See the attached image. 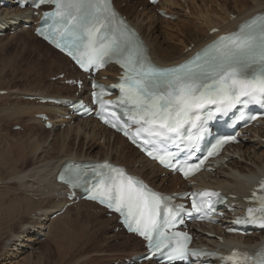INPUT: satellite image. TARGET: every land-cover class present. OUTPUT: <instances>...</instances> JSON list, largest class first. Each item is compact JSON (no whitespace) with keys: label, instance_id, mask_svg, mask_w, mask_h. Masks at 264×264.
<instances>
[{"label":"snow or ice","instance_id":"6c2138e0","mask_svg":"<svg viewBox=\"0 0 264 264\" xmlns=\"http://www.w3.org/2000/svg\"><path fill=\"white\" fill-rule=\"evenodd\" d=\"M39 4H53L55 8L43 14V26L37 29L38 33L65 51L80 68L88 71L110 61L121 66V82L113 86L120 89L118 100H101L103 91L93 95L102 111L111 104L123 109L128 120L137 126L131 137L133 143L145 135L144 144L157 149L158 145L178 138L185 125L200 131V112L208 105L215 106L218 113H226L237 105L264 104V14L245 21L238 31L218 37L184 63L159 67L151 62L142 42L119 17L111 0H39ZM94 87L103 89L101 85ZM112 115L120 119L116 113ZM121 130L129 135L126 127ZM200 139V135L189 137L193 155ZM229 140L235 137L218 140L208 155L216 154ZM148 155L153 156V151H148ZM153 158L168 167L177 166L172 163L171 153ZM203 162L189 165L185 161L179 170L188 176L198 171ZM59 179L70 188L88 187L90 199L114 209L129 231L145 237L153 253L163 254L169 262L215 255L189 248L191 237L187 233L168 232L167 228L174 227L185 211L183 206L178 205L175 210L168 207L166 197L127 175L122 168L107 162L94 166L71 164ZM260 189L264 190V183ZM192 195V209L201 213V218L215 211L210 202L206 213L202 212L203 203L198 205L197 194ZM199 195L220 196L216 192ZM253 197L257 198L256 193ZM258 200L259 208H249L247 217L237 223L264 228V195ZM221 259L230 264H264V248L255 255L234 251Z\"/></svg>","mask_w":264,"mask_h":264},{"label":"bare ground","instance_id":"6f19581e","mask_svg":"<svg viewBox=\"0 0 264 264\" xmlns=\"http://www.w3.org/2000/svg\"><path fill=\"white\" fill-rule=\"evenodd\" d=\"M125 1L126 0H117L116 1L117 6L120 7L122 12L127 15L130 21L135 25V27L142 34L144 40L146 41L149 47L150 53L152 54L153 60L160 64H165V65L178 62V60L183 59L192 50L196 49L202 43L206 42V40L211 38V36L206 37L207 27L216 26V25L221 24L226 18H229L228 14H236L235 19L233 18V20L227 22V25L231 26V25H234L236 22H239L240 19L248 16L251 12L264 8V0H252L253 1L252 4L251 2L249 3L250 0H182V1L181 0H162L160 2L161 8H167L168 12H171L176 15L174 20L164 19L167 24L168 23L172 24L171 25L172 28L168 25V31H170V28H171V32L166 36L167 38L166 39L165 37L163 38L161 34H158V33L156 34L157 28H156L155 23L157 22L158 19H161V17L156 14L155 6L148 4L143 0L142 10L138 11L137 7L139 5H136L132 2L126 3L125 7L122 8L121 5ZM175 8H178L181 11L182 10L185 11L187 8H189L191 14L189 16H185V19L184 18L181 19L179 16L180 12H178L179 10L178 9H177L178 11L174 10ZM23 18H29V13L27 12V10H18L15 7H7V8L0 7V30L3 29L5 31H10V30L17 28L18 26H21V22L23 21L22 20ZM192 18L195 22H197L198 26H202L204 28L203 29L204 35L203 36L201 35L202 36L201 38H199L200 36H198L196 32H193V29L195 31H199L198 27L193 28V29H191L192 27H190V25H192L190 23V19ZM28 31H29L28 28L21 27L19 31L13 32V35L19 34V33H27ZM178 32L182 33V35L184 36L188 34L191 37L189 38L188 43L184 45V47L189 45L190 43L191 44L195 43V45L191 48L190 51H187L185 53L181 51L176 52L175 47L170 46L169 43H168L169 45L167 44L168 40H171V38L177 37ZM10 36H7V35L2 36L0 37V40L4 37L9 38ZM35 38L38 41V43L44 47V50L47 51L51 55V58L49 59H50V63L52 64L51 67H54V68L53 70H50L49 76H56L60 73H64L66 77L68 78V77H72L74 74L77 73V71L73 67L70 66L69 60L65 56H63L61 53L52 49L50 46L45 44L43 41H41L37 37ZM11 61H14V58ZM39 62H40V59H38L33 66H35ZM109 73H110V70H107L106 74L109 75ZM55 83L59 85L58 84L59 81L53 82V84ZM57 87L59 88V86ZM61 88L63 90H68V91L71 90L70 87L65 86V85H62ZM12 92L13 93L15 92V94H17L16 91H11L10 93ZM48 92L47 93H37L34 91V92L22 93V95L24 96H28V95L60 96V95L66 94V93H62L59 91L53 94L51 93L49 94ZM69 96H73V94H69ZM9 108H10V111L8 110L6 111V113L2 111L4 114L1 112L2 114H0V120L3 121V119H6V120H12V121H20V122L22 121L23 124L28 126L27 134L30 137L27 138V141L24 140L26 142L25 144L24 143L23 144L29 149V151L26 150L25 154H21L22 159H20V157L18 156L20 153L17 155V158H19L21 162L24 160V164L27 161H31L32 165L29 169H24L25 168L24 166H23L24 168H21V169L15 168V170L13 171V174L12 173H11L12 175L9 174L10 177L7 178L5 182L6 184L7 183L16 184V188H14L12 191L9 189L11 193H14L13 198L12 196L8 198L9 204H4L5 200L4 202H1L2 197L0 198L1 199L0 206L2 205L6 206L4 208L6 211L1 212L0 217H2L4 214H9L10 222L12 221L14 222V219L15 220L21 219L27 214H30V213L32 214L30 215V218L27 216L29 218V221L27 222L19 220L20 229H19V232H17V234H14L13 232L10 233L9 231L11 238L6 240L5 242V246H6L5 254H3L2 257H0V264H15L14 262L16 261L11 262V260H8V259L13 258L14 256L17 255V253H20L24 249H28L29 251L31 249L32 251L33 245L36 243V239H35L36 234L39 232L44 233L47 237L49 235L51 236V238L53 237V240L55 239V241L58 244V248L60 247L65 248L66 245H70V247H72V245L75 246L76 244L74 243H76L77 240L76 242L74 240V243L71 242L72 244H70L68 239H66L69 242L67 244V241L64 240V238L61 235L62 233L61 228L64 229L63 226L64 227H67V226L61 223V226L63 225L61 227L60 223H58L61 221L62 218L65 219L64 215H66L73 208L75 210H77L78 208L79 210L80 207H83L85 205L87 211L85 209L84 210L86 212H89L94 219H97L99 216L103 215L100 213L99 210L96 209L97 207L93 203L81 201L77 203L75 206L67 207V209L62 214H59L53 219H51L50 217L51 214L59 210L61 206L66 202V200L61 196L60 189L62 186L56 183L55 181L56 171L58 170L60 164L62 163L64 159L70 158V159L76 160V159L92 158L95 160H101L104 158L110 159L112 157V154H114L115 158L113 160L111 158L112 161L127 165L128 167H130L132 172L144 176L148 181H150L156 187H160L161 182L163 181L162 179L159 178V174L162 171L158 169V167L153 162L144 159L138 153V151L132 148L130 145L129 147L131 148L132 153L129 152L130 155L125 157V155H123L124 153L123 146L120 145V144L122 145L126 144L124 142V139L120 137L119 135H113L110 131L106 130L101 125L95 123L94 121L90 119L83 120V119L76 118L73 121V123L69 124L68 126H65L64 128H62V130H59L57 134L56 133L57 131L55 128V125H58L57 116H56L57 111L53 107H50L47 104H38L35 101H29V102L26 101V104L23 106L19 107L16 105H12ZM39 112H46L50 116L51 121L54 123V126L48 130H45L42 127L43 123L39 119L34 118L33 116L35 113H39ZM27 116H30V117H27ZM64 121L67 122V120H64ZM14 124H17V122L13 123V125ZM37 128L41 129V132L46 131L49 135L46 138H43V137L41 138L40 135L35 134L36 130H38ZM258 132L264 135V129L260 128L258 129ZM50 135L52 139L50 140V143H49L48 138ZM81 136L82 137L84 136V138L86 139L85 145L81 146L80 148L78 147L74 148L75 145H73V143L71 142V139L74 137L75 140L76 139L80 140ZM112 136H114L113 138L114 142H117V144L120 143L119 145L121 147L114 145L110 149L111 150L110 153L107 151L108 153L105 152L106 154L105 153L102 154L98 152L99 149L96 151V147H97V145L95 144L96 140L103 138L102 142H106L108 145H110ZM116 137L119 138L120 142H118ZM46 144L50 146L48 147ZM261 144L262 143L258 141V139L255 136H252V135L247 136L246 142L243 145L239 146V151L242 153L241 157L242 158L244 157V160L249 161L250 164H257V165L263 166L264 165V150L260 149ZM22 151L23 150H21V152ZM27 151H28V154H26ZM3 163L4 162H2V164ZM16 164L17 163L14 162L12 165V163L9 162V165H8L6 164V161H5L6 166L2 165L4 166L3 171L7 172V170H10V171L13 170V166ZM7 166H9L8 167L9 169L7 168ZM235 167H237L240 171H243V172L253 171L252 167L246 165V163L236 164ZM170 178L171 179L168 180L169 187H173L176 184L181 183V181L176 176H172ZM0 182H3V179H1V177H0ZM5 193L7 194L8 192H5ZM33 197H37L38 201L36 200L34 201ZM82 213H83V210H82ZM98 222L100 224H103L106 222L107 227H109L114 222V220L113 218H110V217H107V218L104 217L102 219L98 218ZM67 223L69 226L70 224L68 221ZM2 224L3 222H0V226ZM8 225L4 227H0V229L3 230L5 227H8ZM54 228H56L55 232L52 231L54 230ZM109 228L111 229L112 226H110ZM65 230L66 232H69L67 231L69 230L68 228H65ZM64 231H63V234H64ZM108 231L106 234L107 239L114 238L116 235L118 237V234H113L111 231L110 232ZM121 235H123L124 238H126V241H124L125 245L128 247L129 246L132 247V248L130 247L131 249L127 251L129 256L141 251V249L139 248L141 244L139 239L136 240L134 239L135 237H133L132 235H128L125 233H122ZM67 237H68V234H67ZM258 237L259 235L253 234V235L243 237L239 241L251 243ZM56 238L60 240L58 239L56 240ZM75 238H71V240ZM211 241H213V239H211ZM127 243L129 245H127ZM64 248L61 251L59 250L62 255H64V251L67 250L66 248H65L66 250H64ZM28 256H29V253H28ZM30 257H29V260L27 259L28 261H30ZM20 259L19 261H22V263L21 262L19 263L23 264V261L25 262V260H22V259L20 260ZM141 264H152V263L144 262Z\"/></svg>","mask_w":264,"mask_h":264},{"label":"rangeland","instance_id":"374dc122","mask_svg":"<svg viewBox=\"0 0 264 264\" xmlns=\"http://www.w3.org/2000/svg\"><path fill=\"white\" fill-rule=\"evenodd\" d=\"M142 2H143V0H136L134 2V4L142 5ZM189 4H190V2H189ZM231 4H233V3H231ZM124 7H122V8H124ZM137 9H138V7H137ZM177 9L178 8H175L174 10H177ZM141 10H142V7L138 11H141ZM178 12H180V15H179V16H181L180 18L183 19L184 14L182 13V11L179 10ZM193 22H195L193 20V18L190 19V23L192 24V25H190V27H192L191 29L198 27L199 31H195L193 29V32H196L198 34V36H200L199 38H201L204 35L203 34L204 31L201 28L202 26H198L197 22H195V23H193ZM155 25L157 28L156 34L157 33L161 34L163 38L164 37L166 38V36L171 32V28H172L171 23L167 24L165 21H162V23L157 21L155 23ZM168 25L171 27L170 31H168ZM7 36H10V35H7ZM206 37H208V36H206ZM189 38H191V37L188 34H186L184 36V35H182V33L178 32L176 38H171V40H168L169 42L167 40L166 41H167V44L169 43L170 46L176 48V52H180V51L182 52L181 48H183V46L186 45V43H188ZM177 47L180 50H178ZM183 53H185V52H183ZM13 58H14V61H11V60H13ZM49 58H51V55L47 51L44 50V47L42 45H40L38 43L35 36L32 35L30 29L27 33H19V34L11 35L9 38L4 37L0 40V90L5 89L8 92V94L7 93L6 94H0V107L1 108H3L4 106H7V108H9L12 105H16L19 107L25 105L26 102L22 103L23 99H21L19 97H17L15 99L14 96L15 95H22V93H26V92H34L35 91L37 93H47L48 91H50L48 93L53 94V93H56L59 91L62 93H70V90L69 91L63 90L61 88V86H59L55 83L56 86H59V88L58 87L56 88L55 84H53L52 81L47 83L49 77H52V76H49L50 70H53V68H54V67H51L52 64L50 63ZM38 59H40V62L38 64H36L35 66H33ZM9 62L10 63L12 62V63L10 64ZM42 81L43 82L46 81V83H43ZM60 89H61V91H60ZM11 91H16L17 94H15V92L10 93ZM64 91H66V92H64ZM13 101H15V102H13ZM27 102H29V101H27ZM1 108H0V114L7 111V110H5L2 112ZM27 117H30V116H27ZM15 122L20 123V124L22 123V121L20 122V121L6 120V119H3V121L0 120V177H1V179H3V182H0L1 183V185H0V198L2 197L1 198L2 201H1V199H0V201L4 202V200H5L4 204H9L8 198H10L11 196L13 198V194H14V193H11V191L14 188H16V184H14V183H9V184L7 183L6 184V182H5L6 179L9 178L10 175L13 174V171L15 170V168L21 169V168L25 167L24 169H29L32 165L31 161H27L24 164V160L22 161L23 163L20 160V159H22L21 154H25L26 150L29 151V149L24 145L25 142L27 141V138L30 137L27 134L28 126L24 124V126L27 128V130H23V128L14 130V129H12V125ZM37 129L38 130H36L35 134L40 135L41 138L42 137L46 138L49 135L46 131L41 132V129H39V128H37ZM60 130H62V129H60ZM56 133L58 134V131ZM113 138H114V136L111 137V143L112 144L110 143V145H108L106 142H102L103 138L96 140L95 141V144L97 145L96 151L99 149L98 152H100L102 154H104L105 152L110 153V151H111L110 149L114 145H116V146L121 145V146H123V149H124L123 155H125V157L130 155L129 152L132 153V150L129 147V145H127V144L122 145L120 143L117 144V142H114ZM51 139H52V137L50 135L48 138L49 143H50ZM116 139L118 140V142H120L118 137H116ZM24 140H26V141H24ZM74 140H75V138L73 137L71 139V142L73 143V145H75L74 148L75 147L80 148L81 146L85 145V143H86V139L84 138V136L80 137L81 141L77 140V139L75 141ZM41 141H43V140H41ZM16 145H18V146H16ZM46 145L48 146V144H46ZM20 147H21V149H20ZM21 150H23V151L21 152ZM128 150H130V151H128ZM28 151L26 154H28ZM17 155L20 157V159L17 158ZM111 158H112V160L115 158L114 154H112ZM1 159H2V161H1ZM13 160L15 163H17L16 165L13 166V170H11V171L7 170V172L3 171L4 166H2V165H5V161H6V164L9 165V162H11L13 165V163H14ZM2 162H4V163L2 164ZM18 162H19V164H18ZM8 167L9 166H7V168ZM1 174H2V176H1ZM11 187H13V188H11ZM5 192H8V193L6 194ZM5 197H7V198H5ZM5 207H6L5 205L0 206V214H1V212L6 211L4 209ZM80 209L79 210H78V208H77V210H75L74 208L71 209L66 215H64L65 219L62 218L66 222H64L62 219L60 222H58V223H60V226H61V223H63V225H65V226H67V227H64L62 225L64 229L61 228V232H62L61 235L64 238V240L68 239L70 244H72L71 242L74 243V240H75V242L77 240V242L74 243V244H76L75 246L72 245V247H70V245L65 244L67 246V247L65 246V248L67 250L63 247L64 250H66V251H64V255H62L60 253V251L63 250V248L62 247L58 248V244L55 241V239L53 240V237L51 238V236L49 235L45 241L36 242V244L33 245V250L31 251V249H30L31 252L28 249H24L23 251L26 250L29 253V256H28L27 252H22L21 257H18L17 259L13 260V261H16L14 263L15 264H18L19 262L22 263V261H19V259L21 258L22 260H25L26 264H116V261L119 258L117 259L114 256H120L121 257L124 253H125L124 254L125 256H129L127 251H129L132 247L131 246L128 247L125 245L124 241H126V238H124V236H123L124 234L121 235L123 232L114 233L112 231V229H113L112 224L110 225V226H112L111 229L109 228L110 226L107 227L106 222L103 224H100L98 222V218L102 219V218L106 217L104 214L102 216H99L97 219H94L89 212H86L87 209H86L85 205L83 207H80ZM82 210H83V213H82ZM81 213L84 215H82ZM68 215L69 216L71 215V216L69 217ZM27 216L29 217L28 214L26 216H24L25 218L22 217L23 218V219L21 218L22 220L21 219H17V220L14 219V222L13 221L10 222L9 214H4L2 217H0V222H3V224L0 227H4V226L9 224L8 227H5L3 230L0 229V257H2L4 254L6 240L11 238L10 233L11 232H13V233L19 232V229H20L19 223H20V221H25V222L28 221L30 217L28 218ZM68 218L70 221L68 220ZM15 221L17 222V224ZM67 221L69 222L70 227L68 226ZM65 228H68L69 230H67V231H69V232H66ZM9 231H10V233H9ZM52 231L55 232L56 228H54V230H52ZM63 231H64V234L65 233L68 234V237H67V234H65L66 236L63 234ZM107 231L108 232L111 231L113 234H118V237L116 235L114 238L107 239V235H106ZM65 237H67V238H65ZM71 238H75V239L71 240ZM57 239L58 238H56V240ZM134 239L137 240V238H134ZM58 240H60V239H58ZM68 241H67V244L69 243ZM127 245H129V244L127 243ZM139 248L141 249V244H140ZM19 254L20 253H17V255H19ZM32 255L34 258L32 257ZM29 257H30V261H28ZM83 257H86V258H83ZM113 258L117 259V260H114ZM25 262L23 261V264H25ZM21 263H19V264H21Z\"/></svg>","mask_w":264,"mask_h":264}]
</instances>
